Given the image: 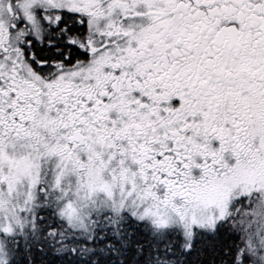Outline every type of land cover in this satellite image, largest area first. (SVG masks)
Here are the masks:
<instances>
[{
    "label": "snow or ice",
    "instance_id": "1",
    "mask_svg": "<svg viewBox=\"0 0 264 264\" xmlns=\"http://www.w3.org/2000/svg\"><path fill=\"white\" fill-rule=\"evenodd\" d=\"M0 264H264V0H0Z\"/></svg>",
    "mask_w": 264,
    "mask_h": 264
}]
</instances>
